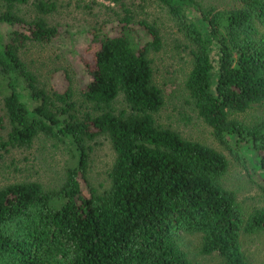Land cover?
I'll list each match as a JSON object with an SVG mask.
<instances>
[{
	"label": "trees",
	"instance_id": "trees-1",
	"mask_svg": "<svg viewBox=\"0 0 264 264\" xmlns=\"http://www.w3.org/2000/svg\"><path fill=\"white\" fill-rule=\"evenodd\" d=\"M31 1L0 0V24L9 28L0 33V150L30 149L45 138L71 157L55 187H0V264H192L178 245L181 235H200V253L217 255L220 264H251L241 238L264 235V184L260 206L244 213L223 185L226 156L156 125L164 100L150 54L162 48L159 30L136 21L126 0H103L124 15L115 35L94 37L81 92L90 112L81 114L67 78L62 92L44 90L20 59L27 44L59 35L43 18L55 3ZM155 1L191 59L184 87L198 118L238 165L244 159L228 137L249 141L264 171V0H232L224 9ZM30 3L36 17L26 21L19 9ZM119 97L125 108L115 111ZM100 135L113 163L106 184L94 185L89 156Z\"/></svg>",
	"mask_w": 264,
	"mask_h": 264
},
{
	"label": "rangeland",
	"instance_id": "rangeland-1",
	"mask_svg": "<svg viewBox=\"0 0 264 264\" xmlns=\"http://www.w3.org/2000/svg\"><path fill=\"white\" fill-rule=\"evenodd\" d=\"M37 1V0H32ZM55 3V10L43 18L49 26L56 27L58 36L50 43L27 44L20 51V59L44 90L62 92L67 81L72 88L77 110L90 112L81 92L89 81L85 69L93 66L94 53L98 47L94 37L97 33L113 36L119 30L124 12L103 0H44ZM206 6L224 9L234 6L232 0H196ZM136 21L154 25L160 33L162 48L150 54L154 83L163 95V106L153 117L156 125L177 131L186 140L208 145L223 153L229 170L223 180L224 187L233 192L244 213L260 206L259 186L264 184V171L255 157L249 141H236L229 136L231 145L244 159L238 165L218 146L211 129L198 118L191 106L184 87L191 68V59L181 46V37L165 7L155 0H126ZM19 16L26 21L36 17L31 3L19 9ZM188 12V17H192ZM9 28L0 24V33ZM140 33V32H139ZM115 111L125 108L119 97L113 104ZM1 115V102H0ZM248 115L236 116L245 119ZM4 132L0 130V136ZM71 152L58 142L38 138L30 149L0 150V187L18 182L36 181L45 187L57 186L62 178ZM88 177L92 184H106L107 172L113 163V153L106 137L100 135L91 143ZM85 192V190H84ZM242 249L251 264H264V235L242 236ZM179 247L188 255L192 264H220L215 255L200 253V235H181Z\"/></svg>",
	"mask_w": 264,
	"mask_h": 264
}]
</instances>
